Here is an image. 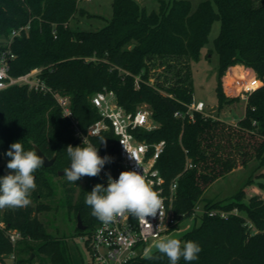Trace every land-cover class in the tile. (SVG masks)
<instances>
[{"label": "trees", "instance_id": "1", "mask_svg": "<svg viewBox=\"0 0 264 264\" xmlns=\"http://www.w3.org/2000/svg\"><path fill=\"white\" fill-rule=\"evenodd\" d=\"M80 0H0V39L8 40L12 30L29 26L27 35L16 38L10 46L0 45V56L10 51L9 75L20 77L40 69L39 77L49 92L29 86H13L0 91V177L6 175L4 160L10 145L20 141L25 150L37 146L55 163L39 168L34 175L36 189L31 197L40 198L51 191L48 174L60 176L70 167L68 145L78 146L58 97L69 98L75 118L83 132L100 119L91 99L98 93L113 91L118 103L128 112L146 107L157 128L138 132L140 140L154 145L166 142L157 168L164 177L165 193L177 179L172 203L180 222L200 219L181 238L201 246L198 259L178 264H264V184L252 192L249 204L246 188L254 184V175L264 168V85L249 99L246 114L236 126L198 114L195 122L175 117L185 111L195 95L193 65L201 59L215 22L221 30L214 41L219 57V82L216 96L219 108L239 101L227 97L222 79L227 70L243 65L264 82V0H203L193 10L191 0L161 2L160 11L148 12L135 0H113V17L97 32L75 31L70 23L79 9ZM134 46V47H133ZM140 88L136 89V78ZM105 144H100L101 139ZM94 144L112 157L108 168L118 178L125 171L119 164L117 137L107 132L93 139ZM188 160L193 165L186 170ZM256 168L231 202L204 201L205 192L219 179L250 163ZM264 179V174L258 176ZM98 177L88 183L74 202L75 188L65 182L67 204L80 215L85 230L77 228L90 248L100 220L91 215L85 199ZM203 202L204 213L195 215ZM49 207L43 203L17 210H0V264L15 254L16 264H74L66 238L46 231L38 214ZM213 210L230 212L227 218L209 216ZM247 215L257 228L253 232ZM78 219V216H77ZM22 234L15 247L8 232ZM146 246L128 264H170L168 258L154 252L143 258ZM158 257V258H156Z\"/></svg>", "mask_w": 264, "mask_h": 264}, {"label": "built area", "instance_id": "2", "mask_svg": "<svg viewBox=\"0 0 264 264\" xmlns=\"http://www.w3.org/2000/svg\"><path fill=\"white\" fill-rule=\"evenodd\" d=\"M29 28V26H26L12 30L7 40V46H10L14 39L27 35ZM14 58L15 56L10 51L2 53L0 56V91L13 86H29L30 89L41 92L50 91L39 77L40 69H34L30 73L20 77H11L9 75V62ZM140 81L139 77L136 78V89L140 88ZM222 84L227 97L235 96L248 103L250 97L264 85V82L253 70L243 65H235L227 70L225 77L222 79ZM57 100L64 116L71 122L73 135L78 146L83 145L84 138L96 146L93 142L94 138L112 131L117 137L120 166L125 171H140L163 200L161 215L158 212L156 217L147 218L151 226L130 215H125L118 217L115 221L108 224L100 221L96 228L90 243L92 253L90 264H128L139 255V248L141 246H146L147 248L152 240L161 239L164 235L178 228L179 223H182L175 215L172 205L177 190V179L173 181L170 187V194L166 195V181L157 168L158 160L165 152L166 142L161 141L151 145L146 141L140 140L138 132H151L157 128V124L152 119L151 111L146 107H140L135 112H128L118 103L117 96L113 91H104L92 97L91 102L97 109L100 119L92 124L87 132H83L80 128L79 122L72 111L70 99L58 97ZM186 107L185 111H179L175 114L177 119L195 122L196 116L200 114L205 118L218 120L212 114V111H208L205 102L197 101L195 97ZM121 142L130 152L136 155L139 167L134 159L129 158ZM98 150L101 157L109 156L99 148ZM192 168L193 165L188 160L186 170ZM109 173L113 179H117L108 168V164L105 165L100 175L97 176L105 187H107V174ZM201 213H204V209L198 205L195 208L194 214L198 215ZM208 214L211 217L218 215L221 218L229 216L223 210H213ZM0 227L4 228L5 226L0 224ZM8 236L15 247L23 238L21 232L17 229L9 230ZM16 261L15 254L6 259L7 264H16Z\"/></svg>", "mask_w": 264, "mask_h": 264}, {"label": "rangeland", "instance_id": "3", "mask_svg": "<svg viewBox=\"0 0 264 264\" xmlns=\"http://www.w3.org/2000/svg\"><path fill=\"white\" fill-rule=\"evenodd\" d=\"M140 5L144 6L148 12L160 11L161 2H170L171 0H135ZM203 0H191L193 10H196ZM83 7L86 15H76L75 19L71 21L70 27L75 31H88L97 32L107 26L108 22L113 17V0H80L79 9ZM221 30V22L217 21L212 27L209 36V44L204 48L201 59L198 63L193 65V81L195 90V99L203 101L208 107V111L220 121L225 122L227 125L236 126L239 121L245 117L247 106L249 104L239 98V101L225 105L222 109L219 108L216 96V89L219 82V57L215 50L214 41L218 38ZM7 41L0 39V45L7 46ZM225 77V75H224ZM223 77V78H224ZM230 91V90H229ZM238 98V97H230ZM6 160L2 165H7ZM257 163H250L245 168H238L225 178L217 180L204 194V201L213 202H231L238 191L243 187L250 174L256 168ZM7 168V167H6ZM6 169V174H8ZM264 174V168H261L254 175V184L246 188L247 197L244 198V203L249 204L250 192L255 194L260 191V183L264 184V179L258 176ZM36 178L37 176L34 175ZM51 191L46 196L40 198L39 202L31 197V205L37 206L38 203H43L49 207L47 211L38 214L39 220L44 224L46 231L58 238H66L68 241L70 253L74 264H90L92 260V253L90 248L87 247L86 241L81 233L77 232L78 219L74 209H71L67 204V193L64 183L67 178L62 174L57 176L55 174H48ZM88 183V177H83L76 183H71L75 188V199L77 201L80 193L84 190ZM263 193L264 191L261 190ZM203 203V202H200ZM1 210V212H4ZM227 212V211H226ZM230 215V212H227ZM247 219V215L238 210L233 212ZM201 220L194 218L187 219L178 224V228L164 235V237H174L181 240L182 236L192 229L195 225H200ZM0 224L1 220H0ZM83 225V223H82ZM248 227L256 232L255 225L247 219ZM159 240V239H158ZM157 240H152L147 248L152 247ZM155 252V250H154ZM39 260L37 259V263Z\"/></svg>", "mask_w": 264, "mask_h": 264}, {"label": "clouds", "instance_id": "4", "mask_svg": "<svg viewBox=\"0 0 264 264\" xmlns=\"http://www.w3.org/2000/svg\"><path fill=\"white\" fill-rule=\"evenodd\" d=\"M105 143L106 140L102 138L100 144ZM122 145L129 158L134 159L139 167L136 155ZM66 152L70 167L63 169V175L70 183H76L83 177H97L105 165L112 162V157H101L98 147L85 138L82 146L68 145ZM6 155L10 158L6 165L9 171L0 177V210L26 208L32 203L31 193L37 187L34 173L43 167L44 159L35 148L25 150L20 141L12 143ZM107 175V187L98 183L86 196L85 203L91 208V215L104 224L130 215L151 226L147 218L156 217L158 212L161 215L163 200L147 178L136 170L122 171L117 179H113L110 173ZM154 250L166 256L170 264H178L181 258L186 262L195 261L202 251L201 246L194 241L182 243L168 236L146 248L143 258L152 260Z\"/></svg>", "mask_w": 264, "mask_h": 264}, {"label": "water", "instance_id": "5", "mask_svg": "<svg viewBox=\"0 0 264 264\" xmlns=\"http://www.w3.org/2000/svg\"><path fill=\"white\" fill-rule=\"evenodd\" d=\"M35 150H36L37 154L44 159V165L43 166L45 168H50L54 165L55 160H56V156L53 159H49L47 156H45V154H43V152L37 146H35ZM62 174H63V172L60 173V175H62ZM78 229H80V230L86 229V227H84L82 225V220H81L80 215H78Z\"/></svg>", "mask_w": 264, "mask_h": 264}, {"label": "crops", "instance_id": "6", "mask_svg": "<svg viewBox=\"0 0 264 264\" xmlns=\"http://www.w3.org/2000/svg\"><path fill=\"white\" fill-rule=\"evenodd\" d=\"M142 6V5H141ZM81 9H83V10H86V9H84L83 7H81ZM87 11V10H86ZM199 206L203 209V203H199Z\"/></svg>", "mask_w": 264, "mask_h": 264}]
</instances>
